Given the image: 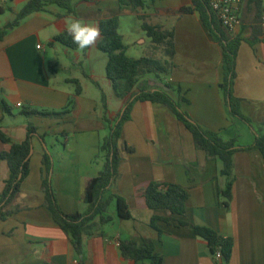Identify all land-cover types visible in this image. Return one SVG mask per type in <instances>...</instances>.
I'll return each mask as SVG.
<instances>
[{
  "label": "crops",
  "instance_id": "0c3cea01",
  "mask_svg": "<svg viewBox=\"0 0 264 264\" xmlns=\"http://www.w3.org/2000/svg\"><path fill=\"white\" fill-rule=\"evenodd\" d=\"M28 1L0 0V29H7L0 39V127L19 143L30 123L42 139H32L28 175L3 209L12 214L0 219V264H149L121 256L120 242L135 236L153 242L161 264H222L195 235L192 225L206 226L232 238L229 264H264V158L260 152L250 149L234 154L232 199L226 208L218 193L226 183L220 173L222 163L195 148L190 132L167 108L145 101L133 104L130 119L123 125L120 147L126 144L133 151L121 149L118 177L111 190L126 199L132 219L118 218L113 202L105 213L112 221L99 224L95 219L92 233L83 237L81 254L76 253L45 205L40 187L44 150L52 157L51 183L59 207L66 214L82 213L86 208L82 200L85 187L103 166L99 145L108 130L101 119V92L106 95L110 117L121 111L123 101L115 97L106 79L107 55L96 44L84 54L79 48L52 43L56 35L67 31L71 19L97 25L102 19L117 17L118 33L127 56L133 59H161L157 56L161 48L151 43L141 27V15L148 23L172 31L174 66L163 79L180 88L188 100L184 110L203 128L218 132L224 141L237 137L239 146H248L254 134L246 123L230 116L224 102L219 88L223 77L220 46L211 40L197 12L179 14V9L190 6L192 0H144V6L137 8L120 6L118 0H72L75 16L47 3L16 27L8 28ZM239 15L242 25L236 34L245 39L253 37L255 10L248 0H241ZM257 38L253 45L241 43L234 81L240 110L255 130L264 123V23ZM49 63L55 64L54 72L49 70ZM72 80L81 88L77 96ZM152 81L158 82L150 77L148 84ZM73 96L74 105L63 118L20 114L24 106L60 111ZM3 102L9 113L4 112ZM7 148L0 142V152ZM8 174L7 164L0 161V194ZM150 182L184 187L188 192L184 216L146 208L142 193ZM153 217L170 222L157 220L159 233L150 226ZM180 220L189 226H178Z\"/></svg>",
  "mask_w": 264,
  "mask_h": 264
},
{
  "label": "trees",
  "instance_id": "16d2710c",
  "mask_svg": "<svg viewBox=\"0 0 264 264\" xmlns=\"http://www.w3.org/2000/svg\"><path fill=\"white\" fill-rule=\"evenodd\" d=\"M118 1L120 6L134 8L143 7L145 2L144 0ZM248 2L252 4L255 10L254 22L256 25L252 29L253 37L246 39L239 34L231 35L228 32L210 9L208 0H192L190 6L179 9L180 15L197 12L211 40L220 46L223 77L219 88L230 116L246 123L254 134L253 143L248 146H239L237 137L224 141L218 132L203 128L184 110L183 106L188 104V100L182 95L180 88L164 81L163 76L168 75L174 66L172 62L174 34L172 31H166L157 24L148 23L146 17L141 15L139 18L142 21L143 31L154 46L161 48L165 59L161 60L155 57L133 59L127 56L126 46L118 33V18L112 17L97 22L101 35L96 42V47L107 55L105 76L111 84L115 97L123 101V108L115 117H110L106 95L101 92V119L108 130L107 135L99 145V155L103 158V166L98 175L91 179L85 187L82 200L86 208L82 213L66 214L61 210L51 183L53 164L52 157L47 149L44 150L41 160L42 179L40 187L45 194L46 208L49 210L54 222L70 238L76 253L81 254L83 237L92 233L95 219H98L99 224H107L112 221V217L105 213L113 202L116 203L118 218L123 220L132 219L126 199L111 190L118 177V167L122 160L121 149L128 152L133 151L126 144L120 147V141L123 125L130 119L131 108L135 102H151L167 108L190 132L195 148L203 150L208 159L219 160L222 163L220 173L226 178V183L223 188H219L218 193L226 208L229 207L232 199L231 173L234 154L238 151L257 149L264 158V123L261 124L260 129L255 130L251 120L244 116L240 110L241 100L234 95L238 49L243 41L248 42L250 45L258 41L259 26L264 23V19H262V13H264L262 0H248ZM47 3H54L65 9L69 14L76 15L72 0H29L17 13L16 18L9 24L8 28L16 27L22 19L33 12L42 10ZM6 32L7 29H0V39ZM52 43L73 50L78 49L67 31L56 35ZM86 50L83 49L84 54H86ZM54 66V63H49L48 68L51 72H54ZM150 77L163 83L167 90L162 87L150 86L148 84ZM70 82L75 84L74 96L79 95L81 88L78 81L72 80ZM93 82L99 87L96 81L93 80ZM74 96L68 100L67 106L60 111L38 110L24 106L21 108L20 114L25 117L63 118L69 114L70 109L73 107ZM2 106L4 112H10L7 104L3 102ZM36 136L42 139L38 135L36 127L28 123L25 139L22 142L15 143L0 127V142L8 147L5 151L0 152V161H4L9 170L8 178L4 181V187L0 194V219L2 220L12 214L11 212H3V209L13 201L20 191L23 180L28 175L32 139ZM142 196L146 208L150 210H168L172 215L179 217L185 214L188 192L180 185L150 182L144 188ZM157 220L170 222L169 219L153 217L150 226L157 231H159L155 224ZM177 224L180 227L189 226L187 222L181 220ZM191 227L195 235L207 243L213 258L216 253H221L222 260L220 262L222 264L230 263L234 248L232 238L224 237L206 226L192 225ZM119 247L121 256L124 259L134 262L147 261L149 264H161L162 262V257L155 253L153 242L148 238L135 236L133 239L120 242Z\"/></svg>",
  "mask_w": 264,
  "mask_h": 264
},
{
  "label": "built area",
  "instance_id": "2783aa9c",
  "mask_svg": "<svg viewBox=\"0 0 264 264\" xmlns=\"http://www.w3.org/2000/svg\"><path fill=\"white\" fill-rule=\"evenodd\" d=\"M240 3L241 0H208L210 9L231 35H236V31L242 25L239 15ZM39 47L37 46V48ZM17 106L21 107V104H17ZM214 259L221 261V253H216Z\"/></svg>",
  "mask_w": 264,
  "mask_h": 264
},
{
  "label": "clouds",
  "instance_id": "9594fccd",
  "mask_svg": "<svg viewBox=\"0 0 264 264\" xmlns=\"http://www.w3.org/2000/svg\"><path fill=\"white\" fill-rule=\"evenodd\" d=\"M67 32L72 42L81 50L94 47L101 35L96 24L78 19L70 20L67 24Z\"/></svg>",
  "mask_w": 264,
  "mask_h": 264
},
{
  "label": "water",
  "instance_id": "95a60500",
  "mask_svg": "<svg viewBox=\"0 0 264 264\" xmlns=\"http://www.w3.org/2000/svg\"><path fill=\"white\" fill-rule=\"evenodd\" d=\"M150 85H152V86H157V87H162V88H164L165 90H167V88L163 85V83H158V82H154V81H152V82H150L149 83ZM31 153H32V150H31V152H30V155H31Z\"/></svg>",
  "mask_w": 264,
  "mask_h": 264
},
{
  "label": "rangeland",
  "instance_id": "374dc122",
  "mask_svg": "<svg viewBox=\"0 0 264 264\" xmlns=\"http://www.w3.org/2000/svg\"><path fill=\"white\" fill-rule=\"evenodd\" d=\"M157 56H159V57L161 58V60H162V58H163V54H162L161 51H158V55H157Z\"/></svg>",
  "mask_w": 264,
  "mask_h": 264
}]
</instances>
